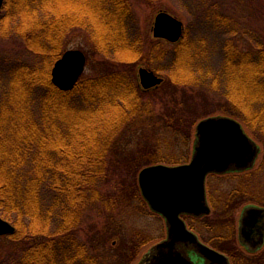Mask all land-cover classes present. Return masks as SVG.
<instances>
[{
	"label": "trees",
	"instance_id": "1",
	"mask_svg": "<svg viewBox=\"0 0 264 264\" xmlns=\"http://www.w3.org/2000/svg\"><path fill=\"white\" fill-rule=\"evenodd\" d=\"M132 11L129 0H5L0 40L18 35L40 59L35 67H13L10 84L0 86V216L16 226V233L10 237L29 242L20 264H54L58 243L65 264L102 262L93 248L70 234L92 203L102 202L109 209L117 206L114 195L102 194L114 171L109 155L115 148L122 149L119 154L125 156L134 153L130 150L135 147L140 151L149 148L144 134L157 121L164 122L168 137L163 141L157 138L155 153H136L134 166H176L192 158L195 122L181 107L184 98L176 100V94L165 92L162 86L143 91L137 79L120 70L83 77L71 92L61 91L52 83V67L77 29L89 34L96 52L120 63L143 62L140 40L131 39ZM178 45L168 67V90L180 91L200 81L189 73L192 61L188 64L191 48L187 39ZM227 47L221 79L242 86L246 82L248 86L244 70L249 69L256 89L253 94L258 97H250L249 109L245 96L238 91L236 98L232 97L234 107L242 119L262 114L264 120V53L250 56ZM156 52L151 51V61ZM1 62L0 55V70ZM229 82L231 89L234 85ZM257 104L262 109L257 110ZM178 146L181 150L176 153ZM119 170L124 171L123 167ZM114 184L119 192L127 189L122 179ZM134 193L145 201L140 192ZM250 260L244 261H256ZM255 264H264V254Z\"/></svg>",
	"mask_w": 264,
	"mask_h": 264
},
{
	"label": "rangeland",
	"instance_id": "2",
	"mask_svg": "<svg viewBox=\"0 0 264 264\" xmlns=\"http://www.w3.org/2000/svg\"><path fill=\"white\" fill-rule=\"evenodd\" d=\"M129 1L133 10L130 27L134 34L131 39L132 41L140 40V48L142 47L143 50L140 61L144 59L143 62H138L135 65L120 63L112 57L96 52L89 34L79 29L70 35L67 50L79 49L86 53L88 64L84 77H96L120 70L138 80V66L140 64L144 65L148 62L149 67L154 71L157 72V69H160L158 73L166 78V83L160 89L169 94L175 93L176 100H182L181 97L184 98L185 105L181 107L189 112L188 115H191L195 122L193 147L197 143V125L203 120L214 117H229L237 119L243 124L247 136L259 148L255 164L249 169L238 172L228 171L216 176H209L207 180L209 193L207 204L211 209V214L205 218V224L215 222L217 225H226L221 233L227 235L229 229L230 231L234 228L237 229L240 214L245 206L257 204V206L264 208L263 115H253L252 118L256 117V121L248 115L246 119H242L240 111L232 103V97L236 98L238 91L242 92L245 97L247 93L251 92L252 98H258L253 94L256 89L252 87V82H250L251 71L249 69L244 70L248 73V86H246V82L242 86L234 80L227 79L234 85L228 89L229 81L225 78L221 79L228 45L238 48L242 53L252 52L257 55L261 52L264 53V0ZM161 11L173 14L184 23L185 38L191 48L188 64H190L191 59L192 69L189 73L193 74L195 79L197 77L200 80L197 86H188L181 90L178 88L180 91L174 88L168 90V67H171L174 52L179 45L154 39L155 17ZM153 49L157 50V54L151 61L150 56ZM0 55L2 59L1 87H7L10 84L13 67L22 64L35 67L37 63H40L39 57L28 49L21 37L15 34L0 40ZM261 106V104H257L256 109L258 110ZM166 129L163 121H157L153 128H149L144 134L147 136L144 137V143H148L150 147L143 148L144 151H140L138 147L134 146L135 148L130 150L134 153L129 152L125 156L119 154L123 151L122 149L115 148L113 150L108 160L114 161L112 166L114 171L111 173V180L104 183L102 194L106 191L107 196L114 195L118 202L117 206L109 209L102 202L92 203L86 210L79 227L70 234L79 243L88 248H93L97 255L102 257L100 264H144L155 252L157 244H161L167 238L168 228L165 219L152 213L147 203L143 199L139 200L134 193L138 191L142 195L139 175L143 169L149 166L140 164L138 161L136 163L140 165L134 166L136 164L132 162L136 153H155L154 146L157 138L161 137L163 141L164 138L168 137V133L164 132L167 131ZM164 150L170 153L167 147H164ZM180 150L181 147L178 146L176 153H179ZM119 167H123L124 171L119 170ZM118 178L126 183L127 189L124 193L114 188L116 187L114 183ZM186 221L190 225V229L199 234L201 240L209 243L212 241L213 246L217 245V226L215 230H212L206 228L202 223L203 221L202 224L193 219ZM10 223L14 225L12 222ZM60 223L59 218L56 223V230ZM235 244L232 242L233 247L241 249V259L256 260L250 262L252 264H255L259 257L264 254V248L256 255L242 249L237 237ZM28 245L29 242L24 241V239L18 240V238L10 236L0 237V264H20L23 251ZM57 248V258L55 256V262L52 263L65 264L60 258V243L57 244ZM230 248L232 249L231 246ZM225 249L229 251L228 254L231 253L228 248Z\"/></svg>",
	"mask_w": 264,
	"mask_h": 264
},
{
	"label": "water",
	"instance_id": "3",
	"mask_svg": "<svg viewBox=\"0 0 264 264\" xmlns=\"http://www.w3.org/2000/svg\"><path fill=\"white\" fill-rule=\"evenodd\" d=\"M4 3L5 0H0V16ZM184 33V23L173 14L162 11L157 15L153 27L154 38L175 44L184 38ZM87 64L88 58L84 51H66L52 69V83L61 91L74 90L85 74ZM138 73L145 90L160 86L165 80L145 66L139 67ZM257 155L258 147L237 120L214 117L197 125V143L189 163L178 166L155 165L143 169L139 175L142 194L151 208L166 218L170 228L169 241L159 244L158 249H173L176 243L188 240L198 245L209 259L227 260L223 254L202 244L187 229L181 215L210 214L206 198L207 176L211 173H226L233 166L250 168ZM254 212L264 217V210L256 209ZM15 233L16 227L0 216V237Z\"/></svg>",
	"mask_w": 264,
	"mask_h": 264
},
{
	"label": "flooded vegetation",
	"instance_id": "4",
	"mask_svg": "<svg viewBox=\"0 0 264 264\" xmlns=\"http://www.w3.org/2000/svg\"><path fill=\"white\" fill-rule=\"evenodd\" d=\"M159 40V39H156ZM165 41V40H162ZM167 42V41H165ZM169 43V42H167ZM246 55H250L252 56L253 53L252 52H246ZM140 85V82H139ZM146 91V90H145ZM148 91V90H147ZM251 96V92L247 93L246 97L249 100ZM245 97L244 100V104L246 108L250 109V101H248ZM248 101V102H247ZM248 103V104H247ZM249 105V107H247ZM252 118V117H250ZM256 117L252 118L255 119ZM259 150V148H258ZM257 158V157H256ZM256 161V160H255ZM255 164V162H254ZM249 169V168H247ZM243 170V168L239 167V166H233V168L230 171H241ZM220 173H211L208 175L209 176H216ZM207 177V180H208ZM207 180H206V198L208 201V197H209V193H208V185H207ZM256 209H262L264 210V208L257 206V204H250L247 205L243 208L240 217H239V222H238V227L237 229H229V233L227 235H223L221 233V231L223 232L224 228L226 227V225H217L215 224V222L213 223H209V224H205V218L208 217V215L211 214H203L200 216L197 215H192V214H182L181 215V219L184 221V223L186 224V227L189 231H191L192 233H194L199 241L210 247L211 249L223 254L224 256H226L227 260H222L221 258H213V259H209L208 257H206L201 250L198 248V245L191 243L190 241L186 240V241H182V242H178L176 243V245L174 246L173 249H170L169 247H164L163 249H158V244L155 247V252L150 256V258L148 259V262L144 263V264H244V259H241L242 256V252L240 248H236L232 246V242L235 244V240L236 237L239 240L240 243V247L246 251H248L249 253H254L255 255L258 254L259 252L262 251V249L264 248V217L261 216H257L256 213L254 212V210L256 211ZM211 210V209H210ZM152 213H154L155 215H160L154 211L151 210ZM161 216V215H160ZM264 216V214H263ZM163 217V216H161ZM164 218V217H163ZM165 219V218H164ZM188 219H193L198 223H202L204 224V226H206V228L208 229H212L215 230V227L217 226L216 229H218L217 235H216V242L217 245L213 246L212 244H214L212 241L209 242H205L203 240H201L199 234H197L196 232L192 231L190 229V225L188 224V222L186 220ZM166 221V219H165ZM167 222V221H166ZM201 223V224H202ZM200 226H203L201 225ZM167 228H168V234H167V238L166 240L162 241V243H167L169 241V235H170V228L169 225L167 223ZM223 228V229H222ZM218 245H220V247H218ZM236 245V244H235ZM230 246L232 247V249L230 248ZM225 248H228L230 250V254H228L227 252H229L228 250H226ZM245 253V252H243ZM253 254V255H254ZM250 263V262H249ZM245 264H247V262H245Z\"/></svg>",
	"mask_w": 264,
	"mask_h": 264
}]
</instances>
